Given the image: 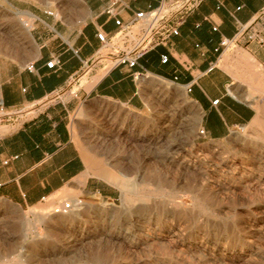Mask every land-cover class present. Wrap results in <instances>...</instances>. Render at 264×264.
<instances>
[{
    "label": "rangeland",
    "instance_id": "rangeland-1",
    "mask_svg": "<svg viewBox=\"0 0 264 264\" xmlns=\"http://www.w3.org/2000/svg\"><path fill=\"white\" fill-rule=\"evenodd\" d=\"M9 1L0 0V52L19 39ZM158 90L144 114L106 99L70 114L88 173L102 167L119 197L69 190L25 211L0 201V264H264V94L251 123L201 142L179 88ZM74 200L78 209L52 212Z\"/></svg>",
    "mask_w": 264,
    "mask_h": 264
},
{
    "label": "crops",
    "instance_id": "crops-1",
    "mask_svg": "<svg viewBox=\"0 0 264 264\" xmlns=\"http://www.w3.org/2000/svg\"><path fill=\"white\" fill-rule=\"evenodd\" d=\"M121 1L126 23L137 12L160 5L172 9L176 0ZM109 2L7 3L16 37L23 40L0 52V201L25 211L69 190L97 200L118 199L102 167L89 174L71 141L70 114L90 100H110L144 114L161 98L159 85L170 83L194 110L192 129L201 142L225 141L255 118L254 104L264 94V0H201L178 35L146 52L133 68H109L108 60H97L96 34L116 31L103 13ZM240 30L242 36L228 45L234 48L220 47ZM52 60L58 64L49 69ZM257 109L264 114V105Z\"/></svg>",
    "mask_w": 264,
    "mask_h": 264
},
{
    "label": "built area",
    "instance_id": "built-area-1",
    "mask_svg": "<svg viewBox=\"0 0 264 264\" xmlns=\"http://www.w3.org/2000/svg\"><path fill=\"white\" fill-rule=\"evenodd\" d=\"M201 0H176L172 9L160 5L156 9H149L145 12H137L128 22H123L120 14L126 8L121 0H110L103 9L104 15L112 19L116 31L110 36L104 32H98L96 38L100 43L101 53L97 60H108L109 68L118 65H127L133 68L137 65V60L146 52L152 50L155 46L163 44L170 36L178 35V27L183 23L185 16ZM260 14L264 15V9ZM213 30H216L213 28ZM243 30H240L234 40H222L220 47L226 48L242 36ZM253 36L249 35L248 39ZM262 47L264 44L261 42ZM103 53V54H102ZM167 56L161 57V62L166 63ZM58 64L52 60L46 64L47 68L52 69ZM33 66L27 67L32 71ZM87 72V71H86ZM216 103V102H214ZM203 135V131L198 132ZM7 164V161L4 162ZM81 206L80 200L60 202L52 212L54 214H67Z\"/></svg>",
    "mask_w": 264,
    "mask_h": 264
},
{
    "label": "bare ground",
    "instance_id": "bare-ground-1",
    "mask_svg": "<svg viewBox=\"0 0 264 264\" xmlns=\"http://www.w3.org/2000/svg\"><path fill=\"white\" fill-rule=\"evenodd\" d=\"M117 137V136H116ZM224 160V159H223ZM226 161H228V160H226ZM229 162V161H228ZM226 163V162H225ZM222 164V163H221ZM228 164V163H227ZM227 166V165H226ZM217 168V167H216ZM102 177V176H101Z\"/></svg>",
    "mask_w": 264,
    "mask_h": 264
}]
</instances>
